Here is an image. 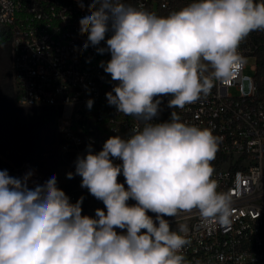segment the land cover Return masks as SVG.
Here are the masks:
<instances>
[{"label":"clouds","instance_id":"clouds-1","mask_svg":"<svg viewBox=\"0 0 264 264\" xmlns=\"http://www.w3.org/2000/svg\"><path fill=\"white\" fill-rule=\"evenodd\" d=\"M87 13L80 50L110 54L99 64L115 82L107 103L138 125L100 151L88 145L66 174L103 203L95 216L82 214L84 197L73 203L55 175L40 184L33 171L0 170V264H188L186 225L173 230L172 219L195 210L225 227L233 200L213 179L221 138L175 111L160 121L161 105L168 97L167 108L183 110L237 75L246 63L240 45L264 31V0H191L166 16L142 3L90 0Z\"/></svg>","mask_w":264,"mask_h":264},{"label":"built area","instance_id":"built-area-1","mask_svg":"<svg viewBox=\"0 0 264 264\" xmlns=\"http://www.w3.org/2000/svg\"><path fill=\"white\" fill-rule=\"evenodd\" d=\"M83 2L82 10L76 0H0V26L12 33L17 102L58 112L62 179L75 171L74 161L88 145L100 151L109 137L127 136L138 125L107 103L105 94L115 82L99 64L110 59V54L100 55L93 47L80 50L87 37L80 34L79 21L88 14L90 0ZM126 2L142 3L166 16L191 0ZM239 51L246 63L233 79L216 82L206 97L183 110L167 108L168 97L161 105L160 121L175 111L181 121L211 127L221 138L212 161L213 179L218 181V190L230 192L233 200L231 223L225 227L205 220L195 210L172 219L173 230L179 223L186 225L188 264H264V31L251 33ZM250 57L253 62L249 64ZM88 99L94 101L91 109ZM28 171H33L32 179L40 184L49 179L29 162L12 176L22 177ZM75 178L79 188L86 190L80 187L81 177ZM67 195L76 201L75 190ZM221 254L223 261L218 259Z\"/></svg>","mask_w":264,"mask_h":264},{"label":"trees","instance_id":"trees-1","mask_svg":"<svg viewBox=\"0 0 264 264\" xmlns=\"http://www.w3.org/2000/svg\"><path fill=\"white\" fill-rule=\"evenodd\" d=\"M23 109L15 103L12 33L9 27L0 26V170L6 169L9 173L35 159H39L38 164L44 165L47 148L42 142L43 131L46 130V136L51 134V127L58 115L53 107H46V112L39 115L37 125L31 127L26 118L21 116ZM170 114L171 112L167 119ZM9 144H16V150L5 155V146ZM51 157L54 162V156L51 155ZM58 185L62 189L59 182ZM129 203H134V201H129Z\"/></svg>","mask_w":264,"mask_h":264},{"label":"rangeland","instance_id":"rangeland-1","mask_svg":"<svg viewBox=\"0 0 264 264\" xmlns=\"http://www.w3.org/2000/svg\"><path fill=\"white\" fill-rule=\"evenodd\" d=\"M253 58H248V63H252ZM247 73H250V70H247ZM13 84H14V96H15V103L17 106L24 108L22 117L26 118V120L30 123L31 127H34L38 123V117L39 115H42L46 112V106H26V105H20L17 102L16 99V85L13 75ZM32 107L36 109H31ZM35 110L37 112H35ZM38 111L40 113H38ZM50 136V137H49ZM43 144L45 145V148H47L46 152V160L44 165L38 164L37 161L39 159H35L31 161L32 165H34L38 170H40L42 173L46 174L48 177H52L53 175L56 176L57 182L62 185V189L65 191L66 194H68L69 190H75L76 192V200L79 199L81 196L84 197L83 204H82V214L89 215V216H95V210L97 208H104V205L101 201H98L95 199L92 195H90L86 190H81L79 188L78 182L75 179L67 180L62 179L60 177V163H59V154H60V143H61V135L59 130V118L58 115L55 118V123L51 127V134L46 136V130L43 131ZM47 137L48 141H47ZM52 140L50 143L49 141ZM5 155L12 153L14 150H16V144H9L8 146H5ZM51 155L54 156V162L52 160ZM12 175V172L9 173ZM118 181L120 183H124V177H118ZM125 187H127L125 185ZM74 203V202H73Z\"/></svg>","mask_w":264,"mask_h":264}]
</instances>
